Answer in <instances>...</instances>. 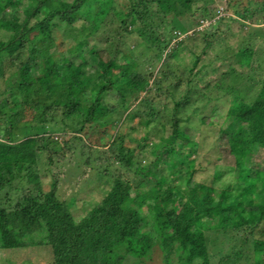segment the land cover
Instances as JSON below:
<instances>
[{
	"label": "trees",
	"instance_id": "16d2710c",
	"mask_svg": "<svg viewBox=\"0 0 264 264\" xmlns=\"http://www.w3.org/2000/svg\"><path fill=\"white\" fill-rule=\"evenodd\" d=\"M197 1L0 0L1 249L51 247L52 264L146 263L157 248L162 264H264V167L250 160L264 151V57L258 56L260 38L245 36L254 33L246 20L264 19V2L250 1L237 19L227 20L225 29L219 18L199 30L216 12L212 0H204L203 6ZM185 33L166 51L161 77L151 82V66ZM132 35L141 40L132 46L133 53L127 46ZM229 37H237V47L229 44ZM92 38L111 43L114 54L106 59ZM217 46L216 59L228 63L225 73L214 87L205 85L209 93L194 92L193 76L211 65L198 66L202 56ZM120 48L131 53L120 57L124 61L117 58ZM183 49L194 60L187 88L177 95L184 72L175 58ZM236 63L250 71L237 69ZM174 78L176 83H166ZM151 85L173 102L171 138L153 149L156 164L167 155L179 166L170 177L145 165L134 148L126 147L124 136L114 135L112 141L109 136L122 112ZM113 93L112 104L107 97ZM227 94H232L227 116L235 128L218 129L217 145L225 155L217 156L209 182L196 181L200 142L182 130L178 113L196 96L208 103ZM143 102L149 125L159 114L149 108L156 101ZM137 115L125 113L124 122ZM68 127L82 134L76 154L69 140L52 135ZM45 134L51 136L44 145ZM130 140L142 149L148 144L146 137ZM108 144L109 168L116 161L137 166L139 180L133 183L123 170L115 168L111 174L107 167L112 187L76 215L58 194L64 172L54 173L49 190L44 173L57 166L64 170L71 161L87 165L82 148ZM89 170L101 173L85 166L78 182Z\"/></svg>",
	"mask_w": 264,
	"mask_h": 264
},
{
	"label": "rangeland",
	"instance_id": "374dc122",
	"mask_svg": "<svg viewBox=\"0 0 264 264\" xmlns=\"http://www.w3.org/2000/svg\"><path fill=\"white\" fill-rule=\"evenodd\" d=\"M250 1L256 3L264 2V0H212L211 6L215 7L214 12H216V16L214 18H209L205 20L204 23L198 27V29H203L204 26L210 25V23H213L219 18L224 19V23H222L221 29H225V24L228 23L227 20L230 17L237 19L238 12H241ZM204 4V0H198L196 2L197 6H203ZM245 23L247 27H250V25L253 26V28H251V32H254L253 34L250 33L251 36L250 34L245 35L246 38L251 39V37H253V41H256V39L260 38V42L258 43L259 46L257 47L259 48L258 56L259 58H263L264 32L261 33L257 30V28H255L260 26L264 29L263 17H257L256 23L252 22L251 19L246 20ZM187 33H191V31ZM187 33L183 35L180 34L179 38H177V36L175 40L171 41L169 48L165 50L162 58L151 66V82L154 79L161 77L158 71L162 69L163 65L161 64L164 60L166 51H169V49L173 48V46L175 45L174 42L183 38L185 35H187ZM6 34L8 35V33ZM241 36L243 35L241 34ZM139 40L140 39L137 35H132L127 39V46L130 45L131 52L133 49L132 46L135 44V42L141 41ZM236 40L237 37H229V44H232L237 47L238 44L236 43ZM91 41L94 45H96L97 48L101 49V51H104L103 53L106 59L114 54L113 52L115 51V49L114 46L111 45V43H105L99 40V38H92ZM246 42H248L247 39ZM220 49L221 47L219 46L213 47L212 51L210 50L206 55L202 56V60L200 61L198 66L203 65V63H210L211 65L203 67L204 70L202 74L205 71L206 75L202 76L201 74L197 77L193 76V78L196 80L195 85H197L195 86V90H193L194 92L200 91L202 93H209L210 89L205 85L207 83H210L213 86L216 81H219L221 79V75L225 73L228 63H224L222 60L216 59L217 53H219L218 51ZM126 54L131 53H129V50L121 51L120 48V52H117V58L121 59V61H124V59L120 57H123ZM148 55L149 56L142 54L144 58L145 56H151L150 54ZM193 60L194 55L190 52L189 49H183L182 51H178L175 61L180 64L179 71H183L184 74L182 75L181 89L175 91L177 95H179L181 92L183 93V90L187 88V76L190 73L189 69L192 66ZM234 65L239 70L241 69L242 71L247 72L250 71V68L248 66L241 67L237 63ZM212 67H216L217 71H211ZM198 68L199 67H195L194 72H197ZM176 82L177 80L176 78H174L166 83L174 84ZM170 89L173 91V87H170ZM215 90L217 89L215 88ZM231 95L232 94H227L219 98H214L208 103L198 101L196 96L193 98V102H191L187 107H185V109H182L178 113V117H180L181 119L180 127L182 128V130H184L187 135H189L192 139H196L200 142L199 151L197 154H195V157L197 159V172L195 174L196 181L206 180L207 182H209L211 180L214 165L217 162V156L225 155V151H222V148L218 147L217 145V138L219 135L218 129H220L221 127H225L227 130L233 131L236 125V122L232 120L231 117L229 118L227 116L231 107ZM115 96V93L109 95L107 97V101L112 104L115 103ZM147 98L156 101V103H152L149 108L159 113L149 125H146V123L144 122L145 115L143 114V111L146 109V105L143 104V101ZM172 103L173 102L171 101L170 97H167L166 95H161L155 89L154 85H151V89L148 92L144 91L141 93L140 99L131 102L129 109L125 110L120 115V119L118 118L119 115L117 116L118 120L116 122V125L112 128V133L109 135L111 141L117 136H124L126 147L134 148L136 155H139L141 158H143V163L145 165L150 164L159 172V174H164L168 177H170L171 174L176 171L175 169L179 166L173 164V160L170 161V157L167 158V155H164L160 162L156 164L155 161H153L154 159H156V154L153 152V149L154 146L158 143H161L163 140L168 141L171 138L173 118ZM126 111H131L132 114L139 113V115L134 116L132 118L127 117V121L125 120L126 122H124V115L125 113H127ZM68 129L69 130H67V132L60 131L55 132L52 135H54L55 138L59 137L61 140H63V142L69 140V146L71 147L73 154H76L78 152L76 147L77 145H80L79 138L82 134L79 131H76L74 133L70 127H68ZM41 135H43V133H41ZM49 136L51 135L45 134L44 138L46 140H43L41 144L45 145ZM134 136L137 139H142L143 137L148 138V144L144 149L137 146V141L135 142L130 140V137L133 138ZM63 137H65V139H63ZM108 147L109 144L105 147H87L86 145V147L82 149L85 151L83 163L87 165L83 166L82 164L79 165L78 163H72L71 161V163H66L67 166L64 167V170L62 169V167L57 166V169H55L54 172L50 171L51 169L49 168V172L44 173L43 179L45 182V187L49 190L53 181L55 180V174H62L64 172L65 177L61 178L62 181L58 187V194L59 196L61 195L60 197L67 200L73 206L76 215L85 213L87 209L95 205V202L101 200L104 197L105 193L108 191V189H110L113 185L112 176L105 174L106 168H109L108 164H110V162H108L106 158L112 153V151H110ZM57 148L60 149L62 147L59 146ZM97 148L99 149V151L96 150ZM100 150L105 152H101ZM253 158L262 162L264 167V151H260L253 157L251 156L250 160ZM221 161L222 163H225L227 162V159H222ZM113 163V165H115L116 170L114 166H110L108 170L112 171L111 174H114L115 171L123 170L125 172V176H127L128 179H130L133 183H136V181L139 180V177L135 174L134 171L137 166H135V168H130L125 164L120 163L119 161ZM85 166L88 168L92 167L95 169H99L101 173H94L90 172L91 170H89V172H87L85 176H82L78 182L77 177L81 172H83ZM147 187L148 185H145L144 187H142V189H146ZM182 187H185L184 181L182 183ZM135 189L136 188H133V191ZM259 201L263 200L258 199V202ZM52 260L53 253L51 247L49 248L47 246H31L15 249L0 248V264H52ZM132 264H162V252L159 248H157L154 252L153 259L147 261L146 263L135 261Z\"/></svg>",
	"mask_w": 264,
	"mask_h": 264
}]
</instances>
